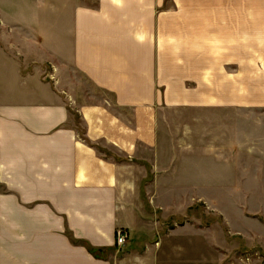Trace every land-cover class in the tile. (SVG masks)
<instances>
[{
  "label": "crops",
  "instance_id": "crops-1",
  "mask_svg": "<svg viewBox=\"0 0 264 264\" xmlns=\"http://www.w3.org/2000/svg\"><path fill=\"white\" fill-rule=\"evenodd\" d=\"M26 1L8 12L25 38L0 47V264H209L163 244L140 193L177 190L195 145L227 160L209 128L166 137L157 113L253 105L263 0Z\"/></svg>",
  "mask_w": 264,
  "mask_h": 264
},
{
  "label": "rangeland",
  "instance_id": "rangeland-1",
  "mask_svg": "<svg viewBox=\"0 0 264 264\" xmlns=\"http://www.w3.org/2000/svg\"><path fill=\"white\" fill-rule=\"evenodd\" d=\"M26 2L0 0V47L6 53L9 40L26 35L24 30H11L14 22L8 12L17 10L16 4L25 8ZM172 6V0L162 1V8ZM257 68V85L250 96H242V103L252 106L236 112L168 108L157 113L163 136L196 137L209 128L211 140L227 158L203 154L195 145L185 159L177 157L175 167L189 176L177 177V190L140 193L141 217L166 237V247H190L194 260L201 254L206 257L208 249L209 264H264V65L258 63ZM82 85L89 86L84 79ZM204 114L209 122L202 121ZM168 233H176V240H169ZM190 233L192 242L185 239Z\"/></svg>",
  "mask_w": 264,
  "mask_h": 264
},
{
  "label": "built area",
  "instance_id": "built-area-1",
  "mask_svg": "<svg viewBox=\"0 0 264 264\" xmlns=\"http://www.w3.org/2000/svg\"><path fill=\"white\" fill-rule=\"evenodd\" d=\"M128 234L124 229H118L115 233V244L117 246L123 245L127 241Z\"/></svg>",
  "mask_w": 264,
  "mask_h": 264
},
{
  "label": "trees",
  "instance_id": "trees-1",
  "mask_svg": "<svg viewBox=\"0 0 264 264\" xmlns=\"http://www.w3.org/2000/svg\"><path fill=\"white\" fill-rule=\"evenodd\" d=\"M90 251H93L91 248H89Z\"/></svg>",
  "mask_w": 264,
  "mask_h": 264
}]
</instances>
